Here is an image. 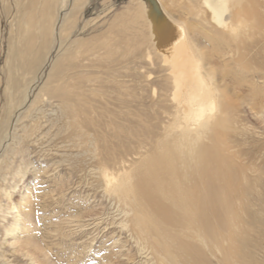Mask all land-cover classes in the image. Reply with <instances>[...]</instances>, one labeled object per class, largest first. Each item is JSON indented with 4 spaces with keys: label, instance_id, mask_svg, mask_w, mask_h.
<instances>
[{
    "label": "bare ground",
    "instance_id": "bare-ground-1",
    "mask_svg": "<svg viewBox=\"0 0 264 264\" xmlns=\"http://www.w3.org/2000/svg\"><path fill=\"white\" fill-rule=\"evenodd\" d=\"M27 1L19 8L25 32L17 58L31 77L17 102L13 83L5 89L10 118L28 105L14 136L20 148L46 146L57 124L59 133L81 138L95 160L97 189L116 204L121 228L155 264H252L255 251L264 253V190L243 161L264 163V0H186L195 21L175 20L168 0H132L134 7L116 15L140 22L142 38L163 65L151 122L146 112L122 111L124 86L102 62L113 47L73 39L72 18L88 0ZM249 113L260 125H246ZM22 173L9 165L0 172V264L14 256L43 264L30 233L36 184L21 203L12 202ZM110 251L123 258L118 248Z\"/></svg>",
    "mask_w": 264,
    "mask_h": 264
},
{
    "label": "rangeland",
    "instance_id": "rangeland-1",
    "mask_svg": "<svg viewBox=\"0 0 264 264\" xmlns=\"http://www.w3.org/2000/svg\"><path fill=\"white\" fill-rule=\"evenodd\" d=\"M186 2V0H168L165 1V5L175 20L190 18V21H195V18L192 19L188 15ZM27 3V0H0V125L2 126L0 127V172L9 165L14 170L20 166L22 174L26 173L19 186L20 190L12 195V202L15 205L21 203L20 197L29 187L36 184L33 192L35 214L30 221L32 227L30 233L41 248L35 251V256L43 264H104L103 262L155 264L149 252L141 251L139 245L133 239H129L131 237L128 236V231L121 228L119 222L122 218L116 204L97 189L95 160L83 146L81 138L72 137L67 131L59 133V124H57L49 131L47 138L50 143L46 146L39 147L33 144L20 148L14 140V136L21 132L23 122L19 120L26 113L28 105L21 109L17 108L14 112L16 115L12 114L10 118L7 114L10 103L7 102L5 89L7 85L12 86L13 83L15 94L12 92L10 95H14L17 102L22 96L23 87L31 77L27 69L20 68V60L17 58L23 46L25 32L20 22L19 8ZM135 3L137 2L132 0H88L76 20L72 18L71 23L75 24L73 30L76 31L73 39L94 38L105 41L113 47V55L106 57L102 62L105 61L104 71L109 75L112 74L115 79L117 77L124 86L121 97L122 111H128L126 114L129 117L134 112H146L151 122L155 115L152 108L158 102V94L162 87L160 83L163 81L161 80L164 75L163 65L159 63L157 52L149 49L148 40L142 38L144 32L141 30L140 22L115 19L118 13L128 11L127 9L134 7ZM56 14L54 12L52 17ZM65 15L66 11L60 14L59 22ZM37 42L38 45L41 44V40L38 39ZM148 51L153 54L151 59H145ZM56 56V53L52 54V58L55 59ZM48 70L49 66L44 70L43 79L34 85L28 101L38 93ZM110 80L113 82L111 78ZM48 109L50 118L55 117L51 109ZM253 114L246 115L248 119L246 118L245 123L250 128L260 125L256 124L257 116ZM130 121L123 122L129 124ZM240 143L243 141L241 140ZM248 143L242 148L247 149ZM17 150L19 153L15 157ZM243 163H245L243 167L248 169L251 176L260 178V188L264 190V163L249 156ZM115 216L116 219L120 218L116 221ZM78 218H82L80 221L83 222H71L72 219L79 221ZM115 223L118 225L116 226ZM113 247L118 248L126 257L122 254L123 258H115V255L110 254ZM255 252L254 257L251 258L252 264H264V253ZM105 259L110 262H106ZM10 260L11 264H29L19 256L10 257Z\"/></svg>",
    "mask_w": 264,
    "mask_h": 264
}]
</instances>
